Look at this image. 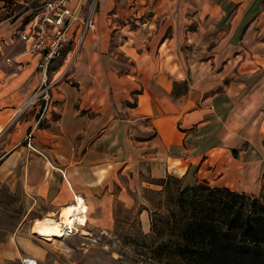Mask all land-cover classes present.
<instances>
[{
  "label": "crops",
  "instance_id": "1",
  "mask_svg": "<svg viewBox=\"0 0 264 264\" xmlns=\"http://www.w3.org/2000/svg\"><path fill=\"white\" fill-rule=\"evenodd\" d=\"M191 1L98 0L96 27L67 72L62 60L49 70L59 80L48 107L44 99L25 106L42 72L39 56L25 54L20 16L0 21V182L24 210L18 227L0 234V264L43 255L25 231L31 213L57 221L76 198L88 223L93 205L108 213L110 178L138 177L144 163L153 178L195 169L212 185L261 191L264 0H198L197 13L216 26L233 17L230 35L201 58L199 71L183 47ZM244 30L260 39L240 41ZM229 68L230 84L214 90Z\"/></svg>",
  "mask_w": 264,
  "mask_h": 264
},
{
  "label": "rangeland",
  "instance_id": "2",
  "mask_svg": "<svg viewBox=\"0 0 264 264\" xmlns=\"http://www.w3.org/2000/svg\"><path fill=\"white\" fill-rule=\"evenodd\" d=\"M28 2L31 0H0V21L7 17H15L16 19L17 16H20L22 23L25 24L32 14L31 8L37 4L35 1L28 6ZM191 3L190 14L185 21H181L187 24L189 29L185 31V35L182 34L185 37L183 47L184 52L192 59L193 66L191 69L196 67L199 71L201 58L213 53L212 48L226 40L225 38L230 35L233 17L231 18L229 15L224 22L222 21L216 26L214 21H210L204 15L197 13L200 7L198 0H192ZM219 31L221 32L219 33ZM236 36L239 37L240 41L260 39L259 33L249 34L245 30ZM261 36L263 37V34ZM85 40L86 37L78 53L83 48ZM78 53L76 55L71 53L66 60H74ZM240 54L242 57H247L248 49H241ZM65 67L64 74L70 67V63L67 62ZM216 68L224 69L220 65ZM213 69L215 70V68ZM227 70L228 72L220 76L221 78L214 80V90H222L230 84L231 71L230 68ZM176 90L177 92L182 91L183 85H178ZM171 175L180 178V180L172 179L170 181V186L173 189L178 186L208 181L202 178L195 169H192L191 173L184 177L172 173ZM158 179L151 176L149 165L146 163H144L138 177L121 173L111 177V183L106 186L111 196L108 213L105 212L102 215V210L93 205L94 207L90 208V222L80 228L77 233L69 236H56L52 239L41 237L34 232V223L36 219H41L42 216H34V213H31L25 221V231L26 229L29 230L31 236L44 251L38 260V264H141L136 254L135 245L141 241L140 235L142 233L151 232L152 210H167L166 198L168 195L160 191L163 187L158 184ZM262 194L260 191L256 195ZM23 216L24 210L20 196L11 192L5 183L0 182V234L4 235L18 227Z\"/></svg>",
  "mask_w": 264,
  "mask_h": 264
},
{
  "label": "trees",
  "instance_id": "3",
  "mask_svg": "<svg viewBox=\"0 0 264 264\" xmlns=\"http://www.w3.org/2000/svg\"><path fill=\"white\" fill-rule=\"evenodd\" d=\"M172 179H158L167 210H152L135 245L141 264H264V186L250 195L208 181L173 189Z\"/></svg>",
  "mask_w": 264,
  "mask_h": 264
},
{
  "label": "built area",
  "instance_id": "4",
  "mask_svg": "<svg viewBox=\"0 0 264 264\" xmlns=\"http://www.w3.org/2000/svg\"><path fill=\"white\" fill-rule=\"evenodd\" d=\"M33 2H28L27 5L30 6ZM36 2L37 4L31 8L29 20L18 34L26 43L25 54L39 56L38 68L42 72L41 84L25 106L44 99L48 107L51 101L50 88L59 80V78L56 81L50 80L49 70L60 60L67 63L66 59L71 53L76 55L85 37L95 29L94 16L98 0H80L76 7H71V0ZM31 136L32 132L29 133V137ZM83 213L87 214V209ZM85 225L78 220L73 227L63 224L60 226L61 233L69 236L77 233ZM24 261L26 264H38L32 259Z\"/></svg>",
  "mask_w": 264,
  "mask_h": 264
},
{
  "label": "bare ground",
  "instance_id": "5",
  "mask_svg": "<svg viewBox=\"0 0 264 264\" xmlns=\"http://www.w3.org/2000/svg\"><path fill=\"white\" fill-rule=\"evenodd\" d=\"M71 60L68 61L70 63ZM87 209V206L84 205L83 200L76 199L75 206L69 207L68 209H65L63 211V218L55 221L53 219H45L43 221H36L34 225V232H36L38 235H40L43 238L46 239H52L53 237H61L63 236V233H61L60 226L70 225L73 227L75 222L78 220L80 221V217H83V212ZM80 223L86 224V219H82Z\"/></svg>",
  "mask_w": 264,
  "mask_h": 264
}]
</instances>
